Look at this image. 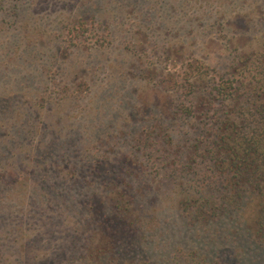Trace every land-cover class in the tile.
<instances>
[{
    "label": "trees",
    "instance_id": "16d2710c",
    "mask_svg": "<svg viewBox=\"0 0 264 264\" xmlns=\"http://www.w3.org/2000/svg\"><path fill=\"white\" fill-rule=\"evenodd\" d=\"M64 10L71 16L59 30L66 29L62 34L70 46L110 45L118 38L110 23L134 28L137 21L151 20L154 11L158 16L163 12L165 23L178 25L181 40V53L175 52L172 68L162 72L149 65L143 68L146 78L154 80L150 81L153 87L168 95L170 113L162 121L150 119L148 126L134 128L131 149L140 155L126 160L137 173L139 163H146L142 169H150L148 175L178 191L180 199L174 207L178 233L162 229L173 221L163 211L142 214L140 197L146 187H106L110 191L101 202L106 209L89 203L90 216L74 238L71 258L78 264H159L163 250L170 257L168 264H260L264 254V0H64ZM103 11L112 12L111 17L96 20ZM128 30L125 43L133 56L140 57L145 52L140 47L143 39L138 36L141 40L136 42L135 32ZM207 30L218 41L225 40L231 60L222 68L183 51L185 39L194 40ZM31 47L26 45L22 52ZM173 48L166 52L173 53ZM154 192L168 196L158 189ZM3 196L0 190V204ZM162 217L166 224L159 223ZM165 234L168 243H163ZM217 243L222 245L219 251L211 245ZM2 260L0 252V264H5Z\"/></svg>",
    "mask_w": 264,
    "mask_h": 264
},
{
    "label": "rangeland",
    "instance_id": "374dc122",
    "mask_svg": "<svg viewBox=\"0 0 264 264\" xmlns=\"http://www.w3.org/2000/svg\"><path fill=\"white\" fill-rule=\"evenodd\" d=\"M162 13L154 11L151 20L137 21L141 24L134 28L110 23L118 37L110 45L79 47L69 45L62 34L66 29L59 30L71 16L64 0H0V252L5 264H78L71 258L72 245L90 216L89 203L106 209L101 204L110 191L106 187L116 185L146 187L142 214L163 211L173 221L162 229L178 233V191L167 182L159 187V177L142 169L146 163L135 160L137 173L126 162L140 155L131 149L134 128L170 113L168 95L143 71L145 65L156 72L172 68L181 53L178 25L165 23ZM109 15L103 11L95 19L105 22ZM128 29L136 42L143 39L140 57L125 43ZM213 35L207 30L185 39L183 51L222 68L231 59L225 40ZM26 45L32 47L23 53ZM169 46L173 53L166 52ZM156 189L166 192V199L156 196ZM162 237L168 243V235ZM211 245L218 251L222 246ZM162 251L159 264H168ZM259 263L264 264V254Z\"/></svg>",
    "mask_w": 264,
    "mask_h": 264
}]
</instances>
